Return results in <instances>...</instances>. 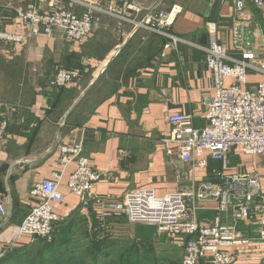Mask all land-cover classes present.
<instances>
[{
  "label": "crops",
  "instance_id": "1",
  "mask_svg": "<svg viewBox=\"0 0 264 264\" xmlns=\"http://www.w3.org/2000/svg\"><path fill=\"white\" fill-rule=\"evenodd\" d=\"M89 1L64 0L62 7L80 15L85 11L81 3ZM31 2L13 1L9 5L0 0V30L21 33L23 25L16 12ZM158 2L102 0L101 5L138 22ZM243 2L242 19L236 20L231 2L160 0L166 13L173 8L180 10L175 16L171 14L172 24L163 31L183 42L166 58L160 54L167 37L107 15L101 17L98 30L81 45L66 44L59 33L51 38L41 35L23 46L0 44V120L7 121L6 143L0 152V197L6 196L10 207L8 222L0 231V251L8 246L31 244L30 237H15L16 228L29 209V191L35 182L54 180L55 175H60L64 201L54 205L60 220L51 240L53 245H107L114 254L119 249L135 251L145 246L153 254L162 253L164 259H182L184 238L155 235L154 228L131 225L124 217L111 215L102 219L101 207L94 204L83 210L79 199L65 187L74 165L63 168L56 145L78 140L84 130L83 155L95 172L103 174L93 191L108 209L130 189L150 188L162 197L196 189L208 180L204 170L169 159L162 140L169 136V114L192 115L197 129L206 124V105L214 93L205 54L198 48L209 44L206 25H217L213 36L232 60L241 58L231 41L234 28L245 36L252 52L264 57V14L250 0ZM34 3L36 10H47L45 4L36 0ZM132 8L140 11L136 13ZM111 64L112 70L107 73ZM59 67H81L80 80L88 78L89 82L80 92L74 84L56 92L61 101L57 108L49 96L53 91L49 81ZM105 72L110 75L105 81L113 84L112 90L103 99L94 97L93 105L91 95H84ZM262 80L261 74L248 71L246 87L253 89ZM232 82L226 79L225 84ZM71 94L77 95L70 98ZM82 101L91 105H83ZM80 102L81 108L74 109ZM217 165L215 168H219ZM229 173L256 174L264 195V158L247 156L235 149L229 156ZM215 208L213 200L200 204V225L212 223ZM222 221L233 222L232 209ZM238 230L250 241L257 238L252 225L240 224ZM230 253L235 264H264V243L254 241L233 247Z\"/></svg>",
  "mask_w": 264,
  "mask_h": 264
},
{
  "label": "built area",
  "instance_id": "2",
  "mask_svg": "<svg viewBox=\"0 0 264 264\" xmlns=\"http://www.w3.org/2000/svg\"><path fill=\"white\" fill-rule=\"evenodd\" d=\"M13 1L25 3L28 0H6L9 5ZM30 1L26 9L16 12L23 31L0 30V44L23 46L28 40L41 35L51 38L59 33L66 44L81 45L98 30L101 17L105 15L167 37L169 40L163 45L161 58H166L179 42H183L163 31L172 24L171 14L175 16L180 10L173 8L170 13H166L161 8L160 0L138 22L111 8L104 9L102 0L81 3L85 11L80 15L63 8L64 0H36L47 6L46 11L36 10L35 0ZM223 1L233 4L236 20L242 19L245 8L243 0ZM250 2L264 14V0ZM132 11L138 13L140 9L132 8ZM216 28V24L206 25L210 34L209 44L198 47L205 54V66L210 72L214 91L206 105V124L197 129L193 126L192 115L169 114V136L162 140L164 153L169 159L190 163L206 173L211 163L219 164V168L211 169V179L201 182L196 189L162 197H157L150 188L130 189L120 202L108 209L109 206L93 191L103 174L95 172L83 155L84 130L78 140L56 145L63 168L74 165L65 187L79 199L83 210H88L94 204L101 207L102 219L111 215L124 217L131 225L154 228L155 235L184 238V255L180 264H235V257L230 253L233 247L254 241L264 243V195L261 194L257 175L229 173V156L235 149H240L247 156L264 158V57L259 52H252L245 36L234 28L231 41L234 49L240 51L241 58L232 60L225 48L215 40L213 34ZM248 71L263 76V80L253 89L246 87ZM81 75V68L59 67L49 81V86L53 89L71 86ZM226 79L232 80V84L226 86ZM62 125L63 121L60 123ZM6 129L7 121L0 120V152L5 147ZM55 176L54 180L41 179L33 184L28 194V212L15 231L17 239L30 237L46 242L53 239L56 224L60 220L54 205L64 201L60 192L62 177ZM209 200L216 202V215L210 225H200L197 217L200 204ZM229 209H232L233 222L226 224L222 217ZM9 217V200L6 196L0 197V231ZM240 224L254 226L256 240L244 238L238 230ZM4 252L5 249L0 251V258Z\"/></svg>",
  "mask_w": 264,
  "mask_h": 264
},
{
  "label": "trees",
  "instance_id": "3",
  "mask_svg": "<svg viewBox=\"0 0 264 264\" xmlns=\"http://www.w3.org/2000/svg\"><path fill=\"white\" fill-rule=\"evenodd\" d=\"M112 64L107 68L112 70ZM65 68V67H62ZM81 68V67H74ZM82 69V68H81ZM104 75V74H103ZM103 82L97 89L90 93L91 98L97 97L100 100L106 97L108 92L112 90V83L105 81V76H101L95 81V86ZM93 85V86H94ZM53 89V88H52ZM61 89H53L49 96L53 98L52 104L57 108L60 107L61 101L58 100L56 92ZM77 94H71L70 98ZM86 94L84 95V98ZM73 101L70 100L69 102ZM51 104V108H52ZM83 105H91L90 102ZM81 102L75 106L81 108ZM94 105V103H93ZM65 108V107H64ZM63 108V109H64ZM63 109L61 112H63ZM79 124V123H78ZM218 167L216 163H211L207 171L208 179H211V169ZM28 212V211H27ZM27 214V213H26ZM26 216V215H25ZM57 225V224H56ZM54 240L46 242L42 239H34L30 245H23L21 247L8 246L5 248L3 256L0 258V264H178L172 259H164L166 263H160L159 259H152V253L145 249V246L138 247L137 250L119 249L112 252L107 245H53Z\"/></svg>",
  "mask_w": 264,
  "mask_h": 264
},
{
  "label": "rangeland",
  "instance_id": "4",
  "mask_svg": "<svg viewBox=\"0 0 264 264\" xmlns=\"http://www.w3.org/2000/svg\"><path fill=\"white\" fill-rule=\"evenodd\" d=\"M109 67V66H108ZM107 67V68H108ZM111 68V67H110ZM109 71H110V69H109ZM107 73H108V71H107ZM103 76H105V78L108 76H110L109 74H106V72H105V74L103 75ZM79 80H80V78H79ZM77 81L76 83H74V85H76L75 87L76 88H74V89H76V90H78V92H80L79 91V89L80 90H84L85 88H86V86H87V82H89V79L88 78H85V79H82V80H80V81ZM103 84V82H100V83H98L96 86L94 85L92 88H90V90L88 91V93L86 94V97H88V96H90L89 94L92 92V91H94L95 89H94V87H96V89L99 87V86H101ZM78 88V89H77ZM86 92V91H85ZM73 95V94H72ZM91 97V96H90ZM94 100H95V98L94 99H92L91 100V103H93L94 102ZM29 201V200H28ZM147 249V248H146ZM156 253L155 254H153L152 253V259L154 260V259H159L158 261H160V263H166V261L164 260V258H163V256H162V253H159V251H155ZM170 257H172V256H170ZM175 259V258H174ZM180 260V261H179ZM176 263H179L180 264V262H181V260L182 259H179ZM153 264H155L154 263V261H153Z\"/></svg>",
  "mask_w": 264,
  "mask_h": 264
},
{
  "label": "water",
  "instance_id": "5",
  "mask_svg": "<svg viewBox=\"0 0 264 264\" xmlns=\"http://www.w3.org/2000/svg\"><path fill=\"white\" fill-rule=\"evenodd\" d=\"M250 37H248V39H249ZM35 238V237H34Z\"/></svg>",
  "mask_w": 264,
  "mask_h": 264
}]
</instances>
